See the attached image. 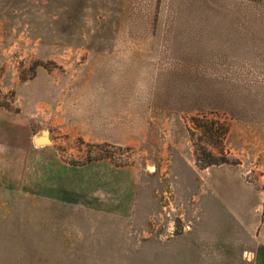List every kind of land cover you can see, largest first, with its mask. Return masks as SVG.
Segmentation results:
<instances>
[{"label":"rangeland","instance_id":"374dc122","mask_svg":"<svg viewBox=\"0 0 264 264\" xmlns=\"http://www.w3.org/2000/svg\"><path fill=\"white\" fill-rule=\"evenodd\" d=\"M256 243L264 0H0V264Z\"/></svg>","mask_w":264,"mask_h":264},{"label":"crops","instance_id":"0c3cea01","mask_svg":"<svg viewBox=\"0 0 264 264\" xmlns=\"http://www.w3.org/2000/svg\"><path fill=\"white\" fill-rule=\"evenodd\" d=\"M231 246H225V255L232 257L233 260L228 262L240 264H264V246L262 244H250L249 246H239L233 247V250H230ZM227 262V263H228Z\"/></svg>","mask_w":264,"mask_h":264},{"label":"water","instance_id":"95a60500","mask_svg":"<svg viewBox=\"0 0 264 264\" xmlns=\"http://www.w3.org/2000/svg\"><path fill=\"white\" fill-rule=\"evenodd\" d=\"M49 142L47 131L44 130L41 135L34 138V143L36 145H43Z\"/></svg>","mask_w":264,"mask_h":264},{"label":"trees","instance_id":"16d2710c","mask_svg":"<svg viewBox=\"0 0 264 264\" xmlns=\"http://www.w3.org/2000/svg\"><path fill=\"white\" fill-rule=\"evenodd\" d=\"M210 158H213L212 156H210ZM223 162H227L226 159H220V160H210L208 164H205V166H209V165H212V164H218V163H223Z\"/></svg>","mask_w":264,"mask_h":264}]
</instances>
